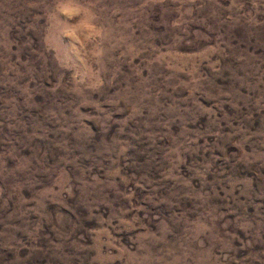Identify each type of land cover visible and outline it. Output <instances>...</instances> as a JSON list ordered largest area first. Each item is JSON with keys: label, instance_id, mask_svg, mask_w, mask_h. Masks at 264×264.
<instances>
[{"label": "rangeland", "instance_id": "rangeland-1", "mask_svg": "<svg viewBox=\"0 0 264 264\" xmlns=\"http://www.w3.org/2000/svg\"><path fill=\"white\" fill-rule=\"evenodd\" d=\"M0 264H264V0H0Z\"/></svg>", "mask_w": 264, "mask_h": 264}]
</instances>
